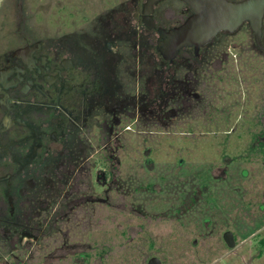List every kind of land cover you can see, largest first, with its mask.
<instances>
[{"label":"flooded vegetation","instance_id":"1","mask_svg":"<svg viewBox=\"0 0 264 264\" xmlns=\"http://www.w3.org/2000/svg\"><path fill=\"white\" fill-rule=\"evenodd\" d=\"M193 13L185 0L2 1L0 236H35L19 229L66 198L79 176L110 187L136 127L150 133L202 106L209 80L228 69L216 40L254 31L241 20L199 50L164 57L161 33ZM261 42L264 50V16Z\"/></svg>","mask_w":264,"mask_h":264},{"label":"rangeland","instance_id":"2","mask_svg":"<svg viewBox=\"0 0 264 264\" xmlns=\"http://www.w3.org/2000/svg\"><path fill=\"white\" fill-rule=\"evenodd\" d=\"M216 41L228 69L202 106L136 127L110 187L76 178L19 229L35 237L0 236V264H264V50L251 31Z\"/></svg>","mask_w":264,"mask_h":264},{"label":"water","instance_id":"3","mask_svg":"<svg viewBox=\"0 0 264 264\" xmlns=\"http://www.w3.org/2000/svg\"><path fill=\"white\" fill-rule=\"evenodd\" d=\"M3 0H0V5ZM194 13L179 27L161 33L158 49L166 58H173L177 51L186 46L199 50L211 41L222 29H235L241 20H249L254 31L255 41L262 48V20L264 0H185ZM227 234H232L228 232ZM233 235V234H232ZM234 246V238L229 241ZM148 264H162L158 257H152Z\"/></svg>","mask_w":264,"mask_h":264},{"label":"trees","instance_id":"4","mask_svg":"<svg viewBox=\"0 0 264 264\" xmlns=\"http://www.w3.org/2000/svg\"><path fill=\"white\" fill-rule=\"evenodd\" d=\"M47 210V209H46ZM46 210H44V211H46ZM41 216V215H40ZM27 217V216H26ZM32 217V216H31ZM33 220V219H32ZM32 223H35V225H36V229H38V231H40L41 230V224H39V221H37V220H33L32 222H30V223H27V225L29 226V225H31ZM25 226H26V223L24 224ZM23 231H26V232H30L31 230H29L28 231V228H26V229H24ZM19 237H23V236H19ZM33 237H35V236H33Z\"/></svg>","mask_w":264,"mask_h":264}]
</instances>
